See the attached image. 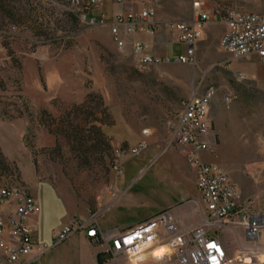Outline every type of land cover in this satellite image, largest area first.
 <instances>
[{
  "label": "rangeland",
  "instance_id": "rangeland-1",
  "mask_svg": "<svg viewBox=\"0 0 264 264\" xmlns=\"http://www.w3.org/2000/svg\"><path fill=\"white\" fill-rule=\"evenodd\" d=\"M71 1L6 0L0 10V135L18 159L0 158V187L19 184L36 199L34 217L46 229L35 238L47 251L34 264H88L77 235L57 247L52 238L60 227L97 212L106 231L137 226L163 211L182 226L200 223L197 174L172 140L182 104L195 91L215 92L209 112L213 151L204 161L229 175L251 212H264V65L254 58L227 68L230 56L207 43L195 66L142 67L133 52L117 48L110 28L90 25ZM148 1L162 24L192 21L191 0ZM211 9L210 18L227 10L262 14L264 0H212ZM183 51L180 44L170 48ZM226 89L235 96L232 105L224 104ZM89 96L88 108L95 109L89 112L104 118L102 98L114 125L102 127L103 138L87 132V151L62 136L57 144L40 112L54 110L46 122L57 132L64 112ZM22 117L27 129L25 120L15 122ZM141 143L147 149L121 159L119 175L115 149L128 152Z\"/></svg>",
  "mask_w": 264,
  "mask_h": 264
},
{
  "label": "built area",
  "instance_id": "built-area-1",
  "mask_svg": "<svg viewBox=\"0 0 264 264\" xmlns=\"http://www.w3.org/2000/svg\"><path fill=\"white\" fill-rule=\"evenodd\" d=\"M138 1L142 6L140 12L130 9L126 15L118 16L110 27L119 50L125 49L121 28H125L127 34H134L154 33L159 27L153 21L155 9L148 0ZM209 1L191 0L193 18L190 23L166 24L185 47L182 55L167 60L142 56L138 59L140 66L162 63L195 66L197 46L210 19L203 10ZM98 4L99 0H92L93 6ZM71 6L78 9L90 25H105L104 18H89L80 0H72ZM222 21L226 31L219 48L230 56L225 63L227 68L240 60L254 58L264 65V12L227 10ZM144 48L143 44H136L134 54L140 55ZM236 77L247 81L242 72H237ZM214 95V91L206 94L195 91L182 104L172 130L173 142L180 146L197 174L196 188L202 205L199 224L182 226L172 212L163 211L135 227L106 231L99 224L102 212H97L86 221L60 227L52 238V247L82 233L104 256L102 264H264V212H251L250 203L243 204L241 192L229 175L204 161V155H211L213 151L209 140V112ZM228 103L230 95L226 89ZM146 149L143 143L128 152L115 149L114 170L122 176L121 159L136 157ZM36 211V199L28 188L19 184L0 187V264H32L47 251L33 237L28 225ZM160 248L168 251L155 255ZM258 257H262V261H257Z\"/></svg>",
  "mask_w": 264,
  "mask_h": 264
},
{
  "label": "crops",
  "instance_id": "crops-1",
  "mask_svg": "<svg viewBox=\"0 0 264 264\" xmlns=\"http://www.w3.org/2000/svg\"><path fill=\"white\" fill-rule=\"evenodd\" d=\"M80 1L83 9L86 11L89 18H96L98 20L104 18V26L108 28L111 27V25L114 23L115 19L118 16L126 15L130 9H133L136 13H138L140 12V9L142 7L138 0H133L132 2L125 1L123 3L119 2L118 0H99V4L96 6L92 5V0ZM211 4L212 0H210L204 6L203 10L207 13H211ZM137 7H139V9ZM207 8H210V12L207 11ZM220 17H209L210 22L206 24L202 40L198 43L196 57L198 53L201 52L203 46H205V44L207 43H211L212 46H214L216 49L219 48L220 40L226 31V26L222 21V17ZM153 21L159 25L157 31H155L154 33L137 32L134 34H127L125 28H121V39L125 42L124 50L134 53V46L136 44H143L145 48L140 55H136L138 59L142 56H149L162 60H167L182 55L185 51V47L183 53L177 54L170 52L171 46H175L179 44V42L177 34L166 27V24L168 23L162 24L156 21L155 18L153 19ZM46 110H48L49 113L55 114L52 108L46 107ZM22 120H25L24 123L27 129L29 124L26 121V117L18 118L15 120V122H21ZM0 148L6 158L18 162L17 154H15L14 151L8 149L3 144L2 135H0ZM20 169L22 171V168ZM34 216L30 218V220L28 221V225L33 237L35 238V233H37L38 231L42 233L43 231H45L46 226L40 218ZM77 237L78 252L81 255L82 259L87 260L88 264H102L105 259L104 256L100 255V250L98 248L91 247L89 245V241L85 238L84 234H77Z\"/></svg>",
  "mask_w": 264,
  "mask_h": 264
},
{
  "label": "trees",
  "instance_id": "trees-1",
  "mask_svg": "<svg viewBox=\"0 0 264 264\" xmlns=\"http://www.w3.org/2000/svg\"><path fill=\"white\" fill-rule=\"evenodd\" d=\"M6 0H0V10L3 11L6 6ZM94 96H89L87 101H85L82 105H75L71 107L70 109L66 110L64 114L62 115V123L63 128L60 129L57 132H53L51 130L50 125L46 122V119L51 120L52 116L47 112L42 110L40 112V120L42 127L47 130L50 134H53L57 138V144H58V138L59 136L64 137L69 141V143L79 144L81 148L85 149V151L89 150L86 148V136L85 134L87 132L91 133L92 131H95L101 138H103L102 134V127L108 126L112 127L114 125V122L111 118V116L108 114V110L104 108V102L102 98H99V111L100 113H103L104 118H99V116L95 115L93 112L89 111H95V109L88 108L90 104V100H92ZM97 109V108H96ZM82 123L85 124V126H82ZM88 127V128H87ZM84 156L87 155L85 152L83 154ZM88 156V155H87ZM0 158L3 161L5 160V156L3 155L1 148H0Z\"/></svg>",
  "mask_w": 264,
  "mask_h": 264
},
{
  "label": "bare ground",
  "instance_id": "bare-ground-1",
  "mask_svg": "<svg viewBox=\"0 0 264 264\" xmlns=\"http://www.w3.org/2000/svg\"><path fill=\"white\" fill-rule=\"evenodd\" d=\"M229 95H230V103H228V104H226V95L223 97L224 98V104L225 105H232L233 101L235 100V96H234L233 92L230 91V90H229ZM213 97L214 96H212V100H213ZM167 251H168L167 248H160V249H158V250L155 251V255L164 254ZM262 259H263L262 257H258L256 260L260 262V261H262Z\"/></svg>",
  "mask_w": 264,
  "mask_h": 264
}]
</instances>
